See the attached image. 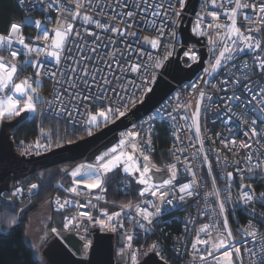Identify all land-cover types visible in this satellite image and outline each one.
Masks as SVG:
<instances>
[{
	"label": "snow or ice",
	"instance_id": "6c2138e0",
	"mask_svg": "<svg viewBox=\"0 0 264 264\" xmlns=\"http://www.w3.org/2000/svg\"><path fill=\"white\" fill-rule=\"evenodd\" d=\"M17 2L23 5L25 0ZM29 3L33 9L39 6L44 13L43 20L37 18L32 21L39 30L35 39L31 43L26 42L22 23L9 22L6 34L0 33V51L7 52L9 57L0 56V93L11 90L19 94L18 97L5 94L0 98V119L19 117L22 113H39L63 120L68 127L80 128L87 136H92L94 130H100L101 126L127 118L129 126L119 133L114 147L95 155L94 163H82L74 169L61 171L72 177L73 185H83L89 190L98 188L105 191L106 185L114 178L110 174L117 171L142 186L137 189L138 196L142 198L140 203L124 205L111 215L102 212L100 217L80 211L78 215L64 218L63 229L87 232L84 225L91 224L99 226L101 231L119 232L124 239L121 246L123 256L124 248L131 249L133 242V234L121 231L125 227L124 216L143 232H154L166 206H174L177 201L186 204L201 196L206 185L198 179L199 174L192 167V162L202 155V164L207 166L211 177L212 190L203 193L205 209L200 215L211 214V222L196 228L191 217L186 221V231L192 224L196 233L190 240L194 264L196 261L199 264H242V260L236 259L242 255L241 249L233 242L235 238L226 215V206L234 202L231 192L233 171L220 177L226 182L222 194L216 187V177L212 176L204 142L206 139L211 143L217 165L246 164L245 168H234L241 182L246 174L254 178L257 172L264 178V127H259L264 124V0H211L207 10L208 0H205L201 6L202 13L195 15L194 26L191 27L192 36L205 38L208 52V65L203 68V75L197 77L203 87L196 81L178 90L165 84V90L156 99L153 98L157 96L154 87L158 83L157 76L172 75L176 79L174 74L183 70L179 60L171 59L177 54L178 47H183L181 58L187 68L191 69L201 61L195 44L189 47L179 39L183 13L189 0H75V7L71 0H29ZM245 9H250L252 14H246ZM51 12L58 13L55 21L51 19ZM221 16L230 23H219ZM240 17L246 22L243 32L237 26ZM77 21L80 22L79 27H75ZM44 23H54L55 26L49 30L42 27ZM144 32L149 35H142ZM153 35L155 38H151ZM118 42L124 45V50L117 46ZM109 46L110 51L107 50ZM161 52L163 59L160 58ZM246 53L250 54L251 63H236ZM21 55L25 59L19 63ZM26 67L34 70V76L17 83L14 77ZM44 78L55 85L52 97L47 100L40 94ZM209 86L211 91L207 90ZM193 95L196 100L194 111L190 100L185 103ZM148 100H153V103L145 107V115L133 120L137 104L147 105ZM236 105L243 107L242 115L233 110ZM210 113L213 114V123L217 119L222 121L228 135L216 132L201 136L200 121H206ZM234 119L247 126L243 130L245 139L240 143H237L235 130L231 127ZM158 121H167L173 129L174 144L170 153L175 162L165 167L168 172L166 178L150 174L153 168L157 173L162 170L150 163L153 133ZM193 127L200 147L189 157L185 153L195 145L187 137L185 144L180 133L185 129L191 131ZM53 136L58 139L53 141ZM44 138L48 143L37 144V150L41 147L50 150L53 144L55 148H63L65 144L75 143L66 136L60 137L59 130L49 129ZM217 141L233 155L246 149V162H229L227 156L221 158L215 149ZM253 143L256 148H253ZM178 164L190 177L187 182H179ZM37 188L38 185L33 183L28 191L33 193ZM65 190L81 194L78 187ZM23 191L16 187L10 198L22 196ZM210 198H214L215 207L209 203ZM235 202L245 209L257 203L264 204V192L257 195L252 184L242 183ZM72 203L70 200H55L58 211ZM76 207L95 205L89 199L83 204L77 202ZM252 213L256 217L255 207H252ZM259 223L264 225V214L260 215ZM213 232L216 239H213ZM243 232L245 237L259 245L257 249L247 248L245 244L249 264H264V233L258 232L252 221ZM53 234L61 236L56 228H51L49 235ZM80 239L85 240V236L81 235ZM91 247L90 240L85 242L81 255H87ZM151 254L167 264L164 247L158 242H154L147 252L132 250V264H140V257H144L142 264H152ZM42 264L50 262L42 261Z\"/></svg>",
	"mask_w": 264,
	"mask_h": 264
},
{
	"label": "built area",
	"instance_id": "2783aa9c",
	"mask_svg": "<svg viewBox=\"0 0 264 264\" xmlns=\"http://www.w3.org/2000/svg\"><path fill=\"white\" fill-rule=\"evenodd\" d=\"M71 3H72V6L75 7V0H71ZM204 3H205V0L199 1V8H198L197 13H202L201 6L204 5ZM210 5H211V0H208V6L205 10L210 8ZM19 6H20L22 12H24V14H25V18L23 21L24 22L23 23V25H24L23 35L26 38V42L31 43L32 40H34L35 37L39 34V30L35 28L32 21H34L37 18L43 20L44 19V13H42L40 11L39 6H37L35 9H33L32 5L29 3V0H25V3L23 5L19 4ZM244 12L248 15L252 14L250 9H245ZM57 15H58V13H55V12L50 13L51 19L53 21L56 20ZM194 22H195V16H193V24H192L193 26H194ZM218 22L219 23H230V21H228L224 16H221ZM54 26H55L54 23L53 24H48V23L42 24V27L48 28L49 30H51ZM79 26H80V22L77 21L75 27H79ZM237 26L240 27L242 32L245 31L246 22H244L242 20V17L238 18ZM85 27H89L95 31H99L98 29H94V26L86 25ZM52 35H54V34H52ZM101 35H105V34L102 33ZM142 35H149V33L144 32V33H142ZM28 38H31V39H28ZM151 38H155V36L153 35ZM116 39H117V41H119L118 37ZM179 39L182 41L180 35H179ZM197 39L201 40L204 43V45L200 46L197 43H190V45H188V46L192 47L193 44H195L200 56L202 54V50L206 51L207 59L204 62V66H203V68H204V67H207V65H208V52H207V48H206L205 38H197ZM105 42H107V41H105ZM117 46L121 50H124L123 44H119V42H118ZM17 47H19V46L17 45ZM182 48L183 47H178L177 54L175 56H173L171 59L177 60L178 55L180 53V50ZM107 50L110 51L111 46H109V49H107ZM152 51L156 52L157 50H152ZM102 54H103V52H101V55ZM0 56L5 57L6 59L9 58L8 53L3 52V51H0ZM160 58L163 59V52H161ZM24 59H25V57L23 55H21L18 57V62L22 63L24 61ZM201 60H202V57H201ZM245 61H248L249 64L251 63L250 54L246 53V54L242 55L240 58L237 59L236 63L243 64ZM180 64L182 65V67L184 69H189L183 63V59L181 58V56H180ZM195 65H197V64H194L193 66H195ZM161 71H162V69H161ZM202 75H203V69L194 78H192V81H196L197 83H200L201 87H203V84H202V82L197 81V77L202 76ZM33 76H34V70L31 67H26L23 71L19 72L14 77V79L17 83H19L23 79H25L27 77H33ZM158 77H159V75L157 76V79H158ZM192 81L182 83V85H176L175 90H178L180 88H184V86L186 84H188ZM54 87H55V85L52 81H49L47 78H44V79H42L40 94L42 96H44L45 99L47 100V99L52 97ZM207 90L211 91V87L209 86ZM185 91H187V89ZM5 94L15 95L17 97L19 95V94H14L11 90H6V93H0V95H2L3 97L5 96ZM241 96L243 98L242 93H241ZM189 100L192 103V107H193V111H194L195 110V102H196L195 95L187 98L185 100V103L189 102ZM138 107H139V104H137V108ZM233 110L238 115H242L243 111H244L243 107L240 105H236ZM92 111L94 112L95 109H92ZM129 115L131 116V114H129ZM36 116L38 117L37 118L38 122H37V127H36L37 135L33 139V141H24V139L20 137V135L17 133L16 130H14L12 133V140L14 141V152H16L18 156L25 158V159H28V160H30V159L34 160V159L45 157V155L50 154L51 152H53L55 150L53 147L47 151L45 150L44 147H41L40 149L37 150V148H36L37 144L45 145L48 143V141H46L44 138L46 135V131L44 129L45 119L47 117L52 118V119H54V118L51 116H41L39 113H30L29 119H32L33 117H36ZM15 118H17V117L16 116H13L11 118L6 117L5 120L11 121ZM60 121H63V120H60ZM160 123H164L167 126L169 134H170L169 146L165 151L166 160H165V158L157 159L159 154H158L156 146H155V141H156V136H157L158 127H159ZM205 123H206L207 127H205ZM200 127H201V136L202 137L207 136V135H213L216 132H223L224 135H228V132L225 129V127H224V125L220 119H217L216 122L213 123V114H211V113L209 114L206 121L203 119L200 121ZM231 127L235 130V133L237 136V143L242 142L245 139L243 137V130L247 126L244 125L241 121H237L234 119L232 124H231ZM259 127H264V124L259 125ZM77 129H80V128H77ZM80 130H82V129H80ZM172 131H173V129L169 126L167 121H164V122L158 121L157 122L156 129L153 133V144H152V150L150 153V163L154 164L157 168H161L162 170H161V172L157 173L155 171V168H153L151 170V173H150L153 176H159V177L166 178L168 176V172L164 170L165 167L167 165L175 162L174 157L170 153V150L173 148V144H174V137L172 135ZM96 132H98V130H94V133H96ZM180 136H181V139L185 141V144L187 143V139H186V137H187V138H191L192 143L195 145V148H190L188 150V152L185 153V155H188L189 157H191V153L200 147L199 143L196 141V138H195V128L193 127V129L191 131H188L187 129H185L184 132L180 133ZM114 146H112V147H114ZM229 147H231V145H229ZM256 147H257V145L255 143H253V148H256ZM204 149H205V152L207 153V155L209 156V162L211 163V166H212V176L216 177V187H217V189H219L221 191L222 194H223V189L225 187L226 182L223 179H221L220 177L228 171H233V181L231 182V192L233 193L234 202L226 206L227 207L226 215L228 218L229 228L232 231L233 236L235 238L233 242L235 243L236 247H239L241 249L242 255L240 257H236V259H237V261L242 260V264H249L250 257L248 255V253L245 251V244H246L247 248L256 247L257 249H258L259 245L254 244L251 241V238L245 237L243 229L245 227H247V224L249 223V221H252L256 225L257 231L260 233H264V225H261L259 223L260 215L264 214V204L257 203L255 205H251L247 209H245V207L242 204L235 202V198H236V195L238 194V192L241 188L242 183L243 184H252L253 188L256 190L257 195H259L260 192H264V178H262L260 176L259 172H257V173H255L254 178L248 177L246 174L243 182H241V177L234 171V168L235 167L245 168L246 164L244 162L239 163V164L234 165V166H230V167H225L223 164L217 165L216 160H215V153L211 150L212 145L206 139L204 142ZM215 149L220 152L221 158H223L224 156H227L229 162H231L233 160L246 162V157H247V150L246 149H241V150H239V152H237L235 155H233L232 152L227 151V149H225L224 146L221 145L218 141L215 144ZM177 154L179 155V153H177ZM181 159H183V156L181 157ZM82 163L87 164L85 162H82ZM82 163H79L78 166ZM177 166H178V168H180L179 182L180 183L187 182L188 179H190V177L187 176V174L184 172L183 168L180 167L179 164ZM192 167L194 168V170H196L198 172V174H199L198 179L201 180V182L206 185V187L202 189L201 196L192 198L190 200V202H188L186 204L177 201V202H174V206H166V210H165L162 218L159 220L158 224L156 225L154 232H148V233L143 232L142 230L136 228L134 224L130 223L127 216H124L123 222H124L125 227L121 231H127V232L133 234V242L131 245V249L124 248V255L123 256L121 255V246L124 243V239H123V236L120 235L119 232L112 233L110 231H101L99 226H93L91 224H85L84 225V227L88 229L87 232H84L82 229L81 230H77V229L64 230L63 226L61 229H58L55 226L52 228H56L62 234H70L71 233L73 235H76L79 238V240L82 241V246L88 240H90L92 242V246H93L97 232L99 234H110V235H112L114 237V239H113L114 255H115L114 264H132V261H131L132 250L138 249L140 251L147 252L148 248L154 242H158L160 245H162L164 247V251H165L166 259H167V264H194L190 240L196 234L195 228H193L192 224H189L188 230L186 231L185 225H186V221L188 220L189 217H191L194 220L196 228L202 226L205 223L211 222V220H210L211 214L202 216V215H200V213L205 209V201L203 199V193L211 191L212 190V184H211V177H209L208 172H207V166L202 164V155L198 160L192 162ZM110 175H114V177L117 176L119 179H122L124 181V183H121V185L119 187L121 194L122 193L123 194H129L132 192V194L133 195L135 194V196H133L127 202L122 203V204L114 203V202L109 203L106 201V194L108 192L107 186H106L105 191H101L98 188L89 190V189H84L83 185L77 186V185H73V183H72V185L69 186V188L78 187V189L81 191L80 195H78L77 193H72L70 191H65L62 187H60V190L64 191L65 195L62 196V195L57 194V196L53 197L50 200V203L52 204L53 213H55L57 215L61 214L63 216L62 225L65 222V220H64L65 217H71L74 215H78V213L80 211H87V212H90L94 217H100L102 212H106L109 215H111L117 211H120L124 205H127L129 203H131L132 205H135V204L141 202L142 198H140L138 196V193H137V189L142 187L141 185L135 184V181H132L131 178L125 177V175L120 171H117V172L112 173ZM16 187H20L24 190L22 196L13 197V199L15 198L21 203L29 202L36 195L35 192L29 193V191H28L29 187H26V186L24 187L23 185H20V184H17V185L14 184L12 191ZM10 195H11V193H10ZM56 199H60L61 202H63L64 200H70L73 203L71 206H67L64 209H61L58 211L57 206L55 204ZM89 199L92 201V204L95 205V207H88V208L76 207L77 202L83 204ZM209 203H211L213 207L216 206L215 202H214V198H210ZM102 206H104V208ZM252 207H255V209H256V217H253ZM81 219H86V218L82 217ZM81 235L85 236V240L80 239ZM51 236L56 237V236H54V234ZM212 236H213V239H216V233L215 232H213ZM56 238H59V237H56ZM178 240H179V242H177ZM91 249H92V247L88 250L87 255H82V257L88 258L89 257L88 255H89ZM174 249H178L179 251L177 252ZM83 252H84V248H83ZM143 258L144 257L139 258L140 263L142 262ZM195 264H199V262L196 261Z\"/></svg>",
	"mask_w": 264,
	"mask_h": 264
},
{
	"label": "water",
	"instance_id": "95a60500",
	"mask_svg": "<svg viewBox=\"0 0 264 264\" xmlns=\"http://www.w3.org/2000/svg\"><path fill=\"white\" fill-rule=\"evenodd\" d=\"M199 1L189 0L183 13L184 19L179 33L182 42L187 45H190V43H197L200 46L204 45L201 40L191 34L193 16L198 12ZM182 52L183 48L178 55L177 60L179 61ZM201 57V62L192 66L191 69H184L180 64V68L183 70L174 74L176 79H173L172 75L159 76L157 79L158 83L154 85L157 96L153 99L158 98L162 90H165V84L171 85L172 89L175 90L176 85L192 81V78L203 69L204 62L207 59L205 50H202ZM152 103L153 100H148L147 105H139L134 110L136 114L132 119L135 120L144 116L145 107ZM29 118L30 113H23L11 121L0 119V193H2V198H4V194L9 195L12 192L14 183L35 176V174L45 170L56 168L57 166H66L67 164L94 163V156L114 146L118 141L119 133L124 131L126 126H129V120L121 118L114 124L101 128L92 136H87L86 139L80 140L75 144H67L63 148H55L53 152L45 155V157L28 160L14 152L12 133L22 123L28 121ZM51 228V224H48L42 236L41 254L44 261H49L50 264H114V237L112 235L99 234L97 232L95 242L88 255L89 257L83 258L81 255L83 253L82 241L76 235L61 233V236L56 238L49 235ZM151 255L152 264H165L158 256Z\"/></svg>",
	"mask_w": 264,
	"mask_h": 264
},
{
	"label": "trees",
	"instance_id": "16d2710c",
	"mask_svg": "<svg viewBox=\"0 0 264 264\" xmlns=\"http://www.w3.org/2000/svg\"><path fill=\"white\" fill-rule=\"evenodd\" d=\"M24 18L25 14L16 0H0V33L6 34V25L9 22L23 24ZM37 118V116L33 117L15 129L24 141H33L36 137ZM103 127L105 126H101V128ZM44 129L46 133L49 129L53 131L59 130L60 137L66 136L67 139H72L75 143L87 138V135L82 130L70 128L63 121L48 117L45 119ZM169 137L167 126L164 123H160L155 141L159 154L157 159L165 158L166 160L165 151L169 146ZM57 139L58 137H52L53 141ZM53 148L55 149L54 144ZM78 164L57 166L14 183L24 187H30L33 183L38 185L36 195L29 202L21 203L17 199H13V197L10 198V194H4V198L0 200V264H42L40 259L35 256L34 248L26 241L27 225L30 222L31 215L37 213L47 201H50L57 194L65 195L64 191L60 190V187L63 185L64 190L68 189L72 185V177L61 171V169H74ZM112 176L114 177V175ZM121 183H124V181L116 176L106 185L108 191L106 194L107 202L122 204L135 196L132 192L121 194L119 190ZM52 215L53 222L51 226L61 229L63 216L55 213H52Z\"/></svg>",
	"mask_w": 264,
	"mask_h": 264
},
{
	"label": "rangeland",
	"instance_id": "374dc122",
	"mask_svg": "<svg viewBox=\"0 0 264 264\" xmlns=\"http://www.w3.org/2000/svg\"><path fill=\"white\" fill-rule=\"evenodd\" d=\"M0 98H3L2 95H0ZM11 118V117H10ZM5 119V118H4ZM37 190L34 192L36 193ZM52 207V204L50 201H47L37 213L31 215L30 222L27 225V231L25 234L26 241L30 244L32 248L35 250V256L40 259V261H44V258L42 256V248L41 243L43 240V234L45 231V221L43 220V215L41 212L47 213L48 210H50ZM104 208V206H102ZM39 214V215H38Z\"/></svg>",
	"mask_w": 264,
	"mask_h": 264
},
{
	"label": "crops",
	"instance_id": "0c3cea01",
	"mask_svg": "<svg viewBox=\"0 0 264 264\" xmlns=\"http://www.w3.org/2000/svg\"><path fill=\"white\" fill-rule=\"evenodd\" d=\"M41 209V208H40ZM39 209V210H40ZM38 210V211H39ZM52 213H53V208L51 207V209L50 210H48V212L47 213H45V212H41V214L43 215V220L45 221V226L47 227V225L48 224H52V222H53V215H52ZM39 215V214H38ZM46 229V228H45Z\"/></svg>",
	"mask_w": 264,
	"mask_h": 264
}]
</instances>
